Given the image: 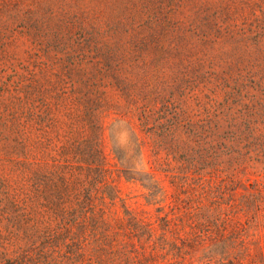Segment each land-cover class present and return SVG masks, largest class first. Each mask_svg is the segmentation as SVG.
<instances>
[{
	"label": "trees",
	"instance_id": "obj_1",
	"mask_svg": "<svg viewBox=\"0 0 264 264\" xmlns=\"http://www.w3.org/2000/svg\"><path fill=\"white\" fill-rule=\"evenodd\" d=\"M263 74L264 0H0V264H93L111 111L168 149L201 128L164 121L168 89L229 97ZM236 107L212 161L257 137Z\"/></svg>",
	"mask_w": 264,
	"mask_h": 264
},
{
	"label": "rangeland",
	"instance_id": "obj_2",
	"mask_svg": "<svg viewBox=\"0 0 264 264\" xmlns=\"http://www.w3.org/2000/svg\"><path fill=\"white\" fill-rule=\"evenodd\" d=\"M245 85L229 97L168 89L164 121L180 115L201 127L186 142L181 134L183 139L166 136L168 149L154 146L136 121L111 111L104 121L103 146L115 200L97 203L99 216L91 225L99 238L84 249L85 262L264 264V74ZM227 99L229 108L215 107ZM237 102L258 128L257 137L243 142L240 154L212 161L211 146L224 142V116L236 117Z\"/></svg>",
	"mask_w": 264,
	"mask_h": 264
}]
</instances>
